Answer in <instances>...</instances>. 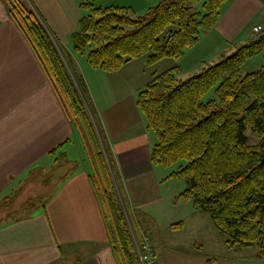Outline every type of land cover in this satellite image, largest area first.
Masks as SVG:
<instances>
[{
  "label": "trees",
  "instance_id": "16d2710c",
  "mask_svg": "<svg viewBox=\"0 0 264 264\" xmlns=\"http://www.w3.org/2000/svg\"><path fill=\"white\" fill-rule=\"evenodd\" d=\"M2 1L84 142L92 166L89 180L117 264H141L135 242L141 246L147 232L141 235L128 224L131 212L115 159L74 56L84 54L91 67L106 72L141 57L147 65L178 61L214 27L228 0H160L141 14L130 6L80 0L84 13L69 36L73 55L31 0ZM256 56L261 65L242 74L241 67ZM180 73L174 65L155 74L136 96L155 138L150 161L177 165L169 177L185 185L176 199L191 200L194 209L207 213L226 248L253 247L255 257H264V32L186 79ZM210 91L213 95L204 100ZM51 177L46 173L41 182L48 184ZM52 196L53 189L15 207L14 195L7 197L0 204V224L30 216ZM132 231L139 234L136 240Z\"/></svg>",
  "mask_w": 264,
  "mask_h": 264
},
{
  "label": "crops",
  "instance_id": "0c3cea01",
  "mask_svg": "<svg viewBox=\"0 0 264 264\" xmlns=\"http://www.w3.org/2000/svg\"><path fill=\"white\" fill-rule=\"evenodd\" d=\"M31 1L61 46L73 55L71 46L60 39L77 28L81 14L79 10H70L74 0ZM158 1L143 0L138 8L144 11ZM47 3L61 9V21L50 13ZM122 5L135 9L128 3ZM254 24H261L264 32V0L226 1L214 27L203 32L199 42L185 50L172 66H179L180 76L199 71L203 65L250 41L249 31ZM78 57L74 56L75 64L114 156L130 212L136 216L138 211L166 199L177 200L184 187L181 191L167 189L170 173L158 170L150 161L155 138L136 106L141 89L113 92L110 88L114 85L105 83L108 78L119 77L118 71L128 65L143 68L142 62L132 60L116 71L106 72L91 67L87 61L82 66ZM258 57L249 61L259 62ZM185 61L188 66L183 65ZM133 70L129 68V72ZM99 81L103 89L97 97L95 89ZM57 157L60 166L54 169ZM91 171L81 136L68 120L40 62L0 0V204L14 195L12 207H15L53 189V196L44 208L36 209L28 217L0 224V264H117L89 180ZM49 172L52 182L43 184L41 177ZM173 224L181 226L183 222ZM81 248L87 251H80Z\"/></svg>",
  "mask_w": 264,
  "mask_h": 264
},
{
  "label": "rangeland",
  "instance_id": "374dc122",
  "mask_svg": "<svg viewBox=\"0 0 264 264\" xmlns=\"http://www.w3.org/2000/svg\"><path fill=\"white\" fill-rule=\"evenodd\" d=\"M79 3L80 0H74V5L70 10L73 12L79 10L82 15L84 11L80 8ZM122 3H128L135 7V12L137 14L143 13V11L138 8V6L143 3V0H93V4L95 6H107L110 4L122 5ZM46 5L52 15L59 17L57 21H61V9L56 6L54 7L53 4L50 3H47ZM66 5L70 8L68 3H66ZM66 27L67 26L65 25L63 29ZM251 27L249 33L250 37H253L251 34ZM65 34H67V32ZM60 41L62 43H66L68 47L71 46L69 36H65V38L62 36ZM232 52H229L227 55H230ZM78 56L79 57L77 59L83 66L86 61V57L84 54ZM258 58L260 60L259 62L258 60L256 61V59H253V61H247L241 67V73L245 74L249 71L257 69L262 63L261 57L259 56ZM219 60L220 59L210 61V63H215ZM133 61L142 62L143 68L136 65H128L127 67H124V69L118 71L120 74L119 77L113 79L108 78L105 80V83H108V85H114L110 88L113 92L115 90L120 91L121 89H132V87L143 89L146 86L145 82L149 81L148 79H150V77L169 69L174 64V61L171 59H163L148 66L144 62V57ZM183 65L188 66L187 61H185ZM129 68H134V70L129 72ZM193 74L194 73L184 72L180 77L182 79H186ZM118 84L120 87H118ZM102 89L103 87L101 86V81H99L97 88L95 89L97 97L101 95ZM212 95L213 92L210 91L206 96H204V100ZM136 130L139 131L138 128H136ZM246 134L250 137V142L255 141V137L251 136L249 130H247ZM80 146H83L82 142ZM176 167L177 165H173L171 167L158 166V170H162L164 173L169 174ZM50 182H52V180L48 183ZM184 185L185 184L181 179L169 177L166 181L165 187H167V189H179V191H181ZM44 191L45 189H42L41 193ZM169 200L170 199H166L165 202L161 204L154 205L153 207L151 206L152 208L149 207L148 209L142 211L140 210L136 216L131 213L129 216L130 218H127L129 226L133 225L135 231L137 229L141 235H145V233L143 234V229H147L146 231L148 234L145 236L150 238L153 258L157 260V263L155 262V264H264V257L257 258L254 256L256 250L253 247L242 249L241 251L226 248L223 244L221 235L214 227L209 215L205 212L194 209L191 200H175V198L172 202H169ZM179 221L183 222L181 226H171V224ZM136 236L133 233L134 240L139 237V234H136ZM135 243L138 250V243ZM80 251L87 250L85 248H81ZM138 253L139 251L137 254ZM139 261L142 264L140 258Z\"/></svg>",
  "mask_w": 264,
  "mask_h": 264
},
{
  "label": "built area",
  "instance_id": "2783aa9c",
  "mask_svg": "<svg viewBox=\"0 0 264 264\" xmlns=\"http://www.w3.org/2000/svg\"><path fill=\"white\" fill-rule=\"evenodd\" d=\"M263 30L261 24H256L251 27L252 36H257ZM139 258L142 264H155L156 260L153 258V250L150 238L147 236L142 237V245H138Z\"/></svg>",
  "mask_w": 264,
  "mask_h": 264
}]
</instances>
